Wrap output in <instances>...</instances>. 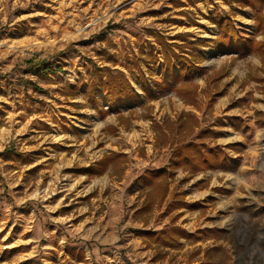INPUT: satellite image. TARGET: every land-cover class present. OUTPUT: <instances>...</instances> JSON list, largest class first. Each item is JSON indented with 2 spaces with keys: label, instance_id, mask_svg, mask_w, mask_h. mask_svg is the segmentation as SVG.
I'll list each match as a JSON object with an SVG mask.
<instances>
[{
  "label": "rangeland",
  "instance_id": "1",
  "mask_svg": "<svg viewBox=\"0 0 264 264\" xmlns=\"http://www.w3.org/2000/svg\"><path fill=\"white\" fill-rule=\"evenodd\" d=\"M217 12L243 34L253 33V9L235 0H0V264H190L207 261V249L216 245L222 249L213 264H264V240L257 239L264 233V128L255 120L253 139L249 127L213 112V106H264V62L193 46L216 37L209 15ZM48 23L60 30L36 35ZM157 34L189 53L205 52L207 71L193 77L197 106L158 89ZM40 61L46 69L34 71ZM106 68L125 74L138 103L112 109L103 91L91 100L87 86L105 79ZM69 86L78 93L69 94ZM186 111L199 121L189 139L210 130L200 140L221 146L228 166L176 168L165 199L135 216L145 194L139 176L171 170L176 135L158 143L153 122L176 123ZM109 152L124 153L121 175L83 171ZM215 169L237 171L239 184L226 186L217 174L209 185L207 171ZM197 176L204 181L195 184ZM175 198L196 205L168 211ZM173 225L192 237L170 247L148 235Z\"/></svg>",
  "mask_w": 264,
  "mask_h": 264
},
{
  "label": "trees",
  "instance_id": "2",
  "mask_svg": "<svg viewBox=\"0 0 264 264\" xmlns=\"http://www.w3.org/2000/svg\"><path fill=\"white\" fill-rule=\"evenodd\" d=\"M243 6H249L253 9L254 31L248 35L243 34L231 21L218 12L209 15V20L218 27V33L213 39H204L194 42L193 46L204 45L212 47L215 52H232L240 55L254 54L259 56L264 62V39L257 38V34L264 33V0H235ZM178 37H184L179 34ZM157 42L162 47V76L156 80L159 90L172 89L179 97L190 105L197 106L198 83L193 80L196 73L207 71L205 66H201L205 58V52L192 50L187 52L184 44L168 42L161 34H157ZM184 39V38H183ZM182 39V40H183ZM178 48V50H176ZM188 53V54H186ZM156 63V60L154 61ZM34 71L45 70L43 61L31 66ZM106 78H100L98 83L91 82L87 86V93L92 101H96V95L99 91L104 92V101L112 109H117L120 105L139 102V94L133 88L130 80L119 70L106 68ZM69 94H77V86H69ZM222 92H218L220 95ZM217 95V94H216ZM212 96L211 99H213ZM102 113V109H100ZM120 117L123 116L119 112ZM199 121L193 112L186 111L181 113L176 123L169 119H164L162 123L153 122V127L157 131L158 143L166 144L169 135L175 134L172 140V152L170 156V167L168 169H147L140 176L145 194L141 205L134 212L135 216L148 214L156 205H159L166 197L171 177L176 168L195 173L208 168L227 167L229 156L221 146L209 147L202 139L208 132L207 129H201L196 136L199 138L189 139L190 135L198 126ZM217 133V132H214ZM125 155L121 152H109L104 154L97 162L95 167L84 168L83 171L89 173L101 174L107 169H113L116 175H121L125 169ZM196 203H188L182 199H174L167 205V210L183 206L192 208ZM212 232V229H204L199 232ZM148 235L159 246L176 247L180 245V237H192L188 231L178 225H173L169 229L158 231L150 230ZM197 237V236H196ZM222 249L216 245L207 249L205 256L207 261L190 264H213L214 253ZM166 252L158 254L156 257H164Z\"/></svg>",
  "mask_w": 264,
  "mask_h": 264
},
{
  "label": "crops",
  "instance_id": "3",
  "mask_svg": "<svg viewBox=\"0 0 264 264\" xmlns=\"http://www.w3.org/2000/svg\"><path fill=\"white\" fill-rule=\"evenodd\" d=\"M236 73L237 72L233 70L228 76V79H232L236 75ZM213 108H214L213 112L221 116L223 122L225 121L227 122L228 119H230V122H232V126L242 125V127H249L250 128L249 133H251V136L253 137V139H255L256 137L255 133H253V128H254L253 124H255V120L259 122L260 124H262L261 126H263L264 128V106H258V105L257 106H213ZM209 173H212V175ZM217 174L219 176L220 175L222 176V179L223 181H225L226 186H230V185L234 186L235 184H239L240 176L238 175L237 171H233L229 169H215V170L207 171V175H211L209 185L213 184L214 181L218 182L219 178ZM199 177L200 176L195 177V182H194L195 184H200L201 182L204 181ZM262 234L257 235V239L259 242L261 240H264L263 238L264 236H262ZM78 253L77 252L75 253L74 250H71V255L74 257ZM257 258L258 257L252 254L251 255L252 263L255 262Z\"/></svg>",
  "mask_w": 264,
  "mask_h": 264
},
{
  "label": "bare ground",
  "instance_id": "4",
  "mask_svg": "<svg viewBox=\"0 0 264 264\" xmlns=\"http://www.w3.org/2000/svg\"><path fill=\"white\" fill-rule=\"evenodd\" d=\"M54 20V18H50V22H52ZM42 23H45V22H42ZM47 27H45L44 29H39L37 28L36 29V35H41L42 33H53V32H57L58 30H60V27L59 26H54V27H51L50 26V23L46 24ZM60 40V38H57V39H53L51 42L52 43H57L58 41Z\"/></svg>",
  "mask_w": 264,
  "mask_h": 264
}]
</instances>
